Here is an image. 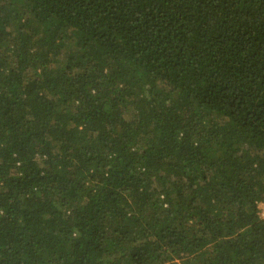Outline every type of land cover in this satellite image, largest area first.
<instances>
[{
	"label": "trees",
	"instance_id": "trees-1",
	"mask_svg": "<svg viewBox=\"0 0 264 264\" xmlns=\"http://www.w3.org/2000/svg\"><path fill=\"white\" fill-rule=\"evenodd\" d=\"M264 0H0V264H264Z\"/></svg>",
	"mask_w": 264,
	"mask_h": 264
},
{
	"label": "rangeland",
	"instance_id": "rangeland-1",
	"mask_svg": "<svg viewBox=\"0 0 264 264\" xmlns=\"http://www.w3.org/2000/svg\"><path fill=\"white\" fill-rule=\"evenodd\" d=\"M260 208V215L264 218V203L259 205Z\"/></svg>",
	"mask_w": 264,
	"mask_h": 264
}]
</instances>
